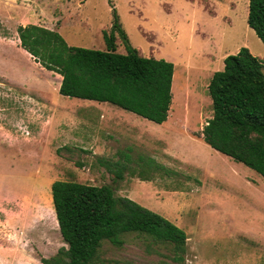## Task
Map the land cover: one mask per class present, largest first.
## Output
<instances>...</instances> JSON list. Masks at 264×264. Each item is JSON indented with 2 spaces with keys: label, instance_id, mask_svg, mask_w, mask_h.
Listing matches in <instances>:
<instances>
[{
  "label": "rangeland",
  "instance_id": "374dc122",
  "mask_svg": "<svg viewBox=\"0 0 264 264\" xmlns=\"http://www.w3.org/2000/svg\"><path fill=\"white\" fill-rule=\"evenodd\" d=\"M248 2L1 0L0 52L5 58H0V189L5 184L14 185L11 207L19 201L25 207L21 208L25 211V239L23 230L14 227L18 213L13 209L6 214L7 236L0 237L1 242L10 250L15 249L20 235L25 243L26 264H42L41 258L54 255L64 246L55 214L51 217L55 233L51 231L43 239L45 233L36 214L38 205L44 203L53 208L52 198L47 195L51 194V184L73 181L110 185L117 196L127 197L181 228L187 239L180 264H264V180L243 164L213 150L201 138L202 128L212 116L207 86L212 74L221 70L224 58L246 48L264 62V44L247 24ZM65 8L77 9L79 13L74 23L65 21L59 31L69 45L103 50L101 31L111 27L114 10L131 47L140 56L164 59L174 66L172 85L176 84L178 103L169 116L175 123L174 133H170L174 142L168 141L167 148L166 143L157 142L155 162L148 161L140 168L128 167L135 173H122L120 179L106 171L104 165L112 159L102 156L101 150L96 152L99 155H91L90 148V155H86L69 144L70 151L60 146L74 137L73 132L79 133L75 137L86 136L89 141L101 143L103 133H107L104 123L110 116L101 111L96 117V106H87L95 102L52 91L55 83L49 77L55 75L44 72L20 50L18 27L55 24L60 16L73 17L74 14H64ZM116 43L117 52L125 53L119 39ZM42 92L45 97L49 95L50 105L46 107ZM74 105L79 107L75 109ZM55 106H68L71 109L67 113L73 115L72 121L61 118L59 135L51 112ZM115 110L138 118L120 108ZM115 115L116 119L124 118L119 113ZM123 239L120 247L103 241L100 259L178 264L171 261L168 246L152 243L148 247L149 238L136 233Z\"/></svg>",
  "mask_w": 264,
  "mask_h": 264
},
{
  "label": "trees",
  "instance_id": "16d2710c",
  "mask_svg": "<svg viewBox=\"0 0 264 264\" xmlns=\"http://www.w3.org/2000/svg\"><path fill=\"white\" fill-rule=\"evenodd\" d=\"M112 14L111 27L101 31L103 50L69 46L57 31L33 24L17 28L20 47L43 69L61 76V96L108 103L162 124L172 102L174 66L164 59L140 56L114 10ZM247 24L264 44V0H249ZM117 39L125 53L117 52ZM263 66L246 48L224 58L223 68L212 74L207 86L212 116L201 138L264 180ZM121 171L114 170L116 179L122 177ZM51 198L64 246L41 258L42 264H132L99 257L103 241L120 247L129 233L149 238L148 247L168 246L172 262L184 260L185 232L135 201L117 196L110 185L58 180L51 184Z\"/></svg>",
  "mask_w": 264,
  "mask_h": 264
},
{
  "label": "crops",
  "instance_id": "0c3cea01",
  "mask_svg": "<svg viewBox=\"0 0 264 264\" xmlns=\"http://www.w3.org/2000/svg\"><path fill=\"white\" fill-rule=\"evenodd\" d=\"M65 12H66V14H74V16L73 17H66V16L62 17V16H60L57 19L55 24H43V25L38 24V23H32V24L37 25V26H42V27L50 29V30H55L61 35V33L59 31L64 28L65 21H66V23L68 22L69 24H72L77 20V15L79 14L77 9H71V8H69V9L65 8L64 14H65ZM2 43H5V42L2 41ZM19 45H20V43H19ZM67 45H69V44L67 43ZM69 46H71V45H69ZM15 47L17 48L16 45H15ZM20 50H21V52H23L24 55L26 54V55L30 56L22 48ZM0 56H1L0 57L1 59L5 58V54H2L1 52H0ZM33 63L35 65L37 64L34 61H33ZM221 67L223 68V65L220 66L219 69H222ZM42 70H44V72H46L47 74H54L55 75V77H49L50 79H52L51 81L54 80V83H55V85L52 87L51 90L54 92L58 91L59 87H60L61 79H62L61 76L58 74L46 71L43 68H42ZM217 71H219V70H217ZM171 91H172V89H171ZM43 94L44 93L42 92V98H43L42 101H43L44 106L46 107V104L50 105L49 98H48L49 95H47L45 97ZM67 98H69V97H67ZM76 99H78V98H76ZM87 101H89V100H87ZM91 102H95V101H91ZM87 104H86L87 106H89V105L91 106V104H94V106H96L95 107V116L97 114L99 115L101 113V111H106L108 116H110V118L106 121V124L104 123V125L106 126V129H107V133H105V135L103 133L101 143H99L95 139L89 141L86 139V136L85 137H81V136L75 137V135L79 134V133L73 132L72 134H75L74 137L70 136L67 140H65V143H63V145H60V146H62V148H65V147H69V145H70L72 149H74V150L77 149L80 152L86 153V155L87 154L90 155V151H89L90 148L93 150L91 155H99L96 152L101 150L100 154L102 156H104V157L107 156V158L112 159L111 161H108V163L104 165L107 172L114 173L115 168H122V171H121L122 173H135V171H130L128 169V167L134 166V167L140 168L141 166L144 165V163H142L140 159H142L143 162H145L144 159H146V162H148V161L150 162L149 164L155 162V158H156L155 155H157V153H156L157 147L155 146V144H157V142L166 143V148L168 145V141L174 142V137H171L170 133H174L175 123H171L169 116L164 123L157 124L163 128L162 130H159L157 125H154L156 123L149 121L145 118L139 117V116H138V118L128 117V116L120 113L121 111H116L115 108H118V107L110 105L108 103L95 102V103H87ZM86 105H80V107H84ZM103 106H107L108 108H103ZM67 107L68 106H65L64 108L59 107V106H55V108L51 111L54 114L53 120L55 121V124L57 126V128H56L57 134L56 135H59V132H60L59 128H60V126H62V123H63L61 118L71 120L73 117V115L67 113V109H71L70 107L69 108H67ZM77 107H79V106L78 105L73 106V108H75V109ZM170 107H171V105H170ZM169 112H170V109H169ZM116 113L123 115L124 118L120 119V117L118 116L116 119L115 118ZM58 120H61V121L59 122ZM106 129L104 128L105 131H106ZM158 138H160V139H158ZM98 144L101 145V148H99ZM172 146H173V143H172ZM105 151L108 153H105ZM139 151L141 152V154H139ZM163 151H165V150L163 149ZM133 153H135V155ZM158 155H159V153H158ZM133 157H138V158L136 161H134L132 159ZM121 159H123V160H121ZM116 161H118L120 163V165L114 164ZM15 188L16 187H14V185L9 186V185L5 184V187L0 189V237L5 238V236H7L6 235V233H7L6 224L8 223V220H7L6 214L8 213L9 210L13 211V209H15L16 213H18L17 214L18 220L16 221V225L14 227H15V229H17L16 227H19V230H23L22 238L25 239V211H23L21 209V208H25V207L20 206L21 205L20 201H19V203H17L16 205H13L12 207L10 204V200H12V198H10V197L14 195L13 192H14ZM17 189H19V188H17ZM47 195L49 197L51 196V194H49V192H47ZM4 199H6L7 202H5ZM38 206H39V210H37V213H36V214H38L37 219H39L38 222L40 223V228H43L44 233H45L43 239H46L49 236V234L51 233V231H53V233H55V229L53 228V224L51 222L52 214H53V218H54V210H53V208H50L49 206H47L44 203H41ZM50 212H51V214H50ZM55 220H56V218H55ZM37 228H39V227H37ZM20 239L21 238L19 235V237L17 238V243L15 246V249H12V250H10L6 246V244L2 243L0 240V248H1L0 249V264H26L25 263V243L21 242ZM18 240L20 241L19 244H18ZM28 255H29V257L32 256L30 253H28ZM28 264H36V263L32 262V261L31 262L28 261Z\"/></svg>",
  "mask_w": 264,
  "mask_h": 264
},
{
  "label": "bare ground",
  "instance_id": "6f19581e",
  "mask_svg": "<svg viewBox=\"0 0 264 264\" xmlns=\"http://www.w3.org/2000/svg\"><path fill=\"white\" fill-rule=\"evenodd\" d=\"M1 3V0H0ZM1 5V4H0ZM178 103V93H177V89H176V84L174 83V85H172V102H171V107H170V112H169V116L171 115V113L174 111V109L176 108V104ZM174 113V112H173Z\"/></svg>",
  "mask_w": 264,
  "mask_h": 264
}]
</instances>
